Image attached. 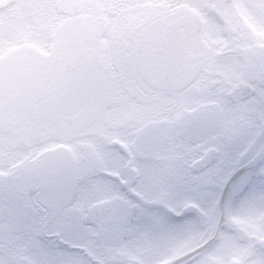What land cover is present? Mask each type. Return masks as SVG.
<instances>
[{"label":"clouds","instance_id":"clouds-1","mask_svg":"<svg viewBox=\"0 0 264 264\" xmlns=\"http://www.w3.org/2000/svg\"><path fill=\"white\" fill-rule=\"evenodd\" d=\"M185 257L264 261V0H0V264Z\"/></svg>","mask_w":264,"mask_h":264},{"label":"snow or ice","instance_id":"snow-or-ice-1","mask_svg":"<svg viewBox=\"0 0 264 264\" xmlns=\"http://www.w3.org/2000/svg\"><path fill=\"white\" fill-rule=\"evenodd\" d=\"M225 153H227V148ZM245 160L246 158L242 159L239 164H233L226 154L219 163L213 166L212 171L217 177V192L221 202L228 198L237 184L246 180L247 169L250 165ZM181 179L188 187L195 190L203 180V176L198 171L189 170L181 174ZM177 264H192V261L185 257L184 261L177 262ZM260 264H264V261H261Z\"/></svg>","mask_w":264,"mask_h":264}]
</instances>
